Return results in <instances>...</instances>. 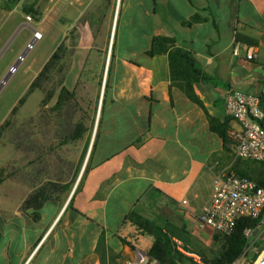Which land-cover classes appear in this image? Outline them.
<instances>
[{
	"label": "crops",
	"instance_id": "crops-1",
	"mask_svg": "<svg viewBox=\"0 0 264 264\" xmlns=\"http://www.w3.org/2000/svg\"><path fill=\"white\" fill-rule=\"evenodd\" d=\"M4 1L1 12L8 10ZM25 1L41 9L46 3L38 21L48 22L57 36L55 51L64 47L65 55L32 87L48 59L21 92L23 103L26 95L37 102L28 118L26 111L20 114L24 147L16 160L24 170H7L0 187V264H124L137 248L148 251L154 239L127 220L131 211L170 227L183 251L197 260L199 254L211 257L224 235L199 219L210 192L201 190L198 198L193 192L218 176H248L235 162L257 161L235 156L212 130L210 117L224 122L227 133L238 127L226 114L229 90L264 94V0H157L156 9L152 0H20L7 16ZM195 14L204 20L187 23ZM78 17L85 18L80 31L72 25ZM134 24L145 45L138 33L133 37ZM154 35H178L224 86L195 84L203 106L191 101L172 84L168 55L147 54ZM249 45L258 52L256 60L247 58ZM63 86L72 96L57 109ZM79 122L83 134L66 139ZM47 180L71 187L55 192L35 213L23 209L29 194Z\"/></svg>",
	"mask_w": 264,
	"mask_h": 264
},
{
	"label": "trees",
	"instance_id": "trees-1",
	"mask_svg": "<svg viewBox=\"0 0 264 264\" xmlns=\"http://www.w3.org/2000/svg\"><path fill=\"white\" fill-rule=\"evenodd\" d=\"M20 0H5V8L12 9ZM154 9L157 6V0H152ZM24 11L30 15L41 17L43 12L41 8H36L33 3L25 1L23 3ZM204 20V17L199 14H195L187 23L198 22ZM254 44V43H253ZM115 39L112 42L110 60L107 69V82L105 87V94L102 99V109L106 101L108 89L110 87L109 78L111 76L112 58L114 56ZM62 47H59L46 62L42 70L39 72L37 78L33 80L31 86L40 85L43 79L49 75L51 68L55 65V62L62 58L61 53ZM147 54L153 56L155 54H167L169 57V66L171 74V82L173 85L178 86L185 95L193 102L203 106V102L199 99L195 92L194 85L199 83H206L211 85H222V81L215 75L206 72L201 63L195 57L194 52L187 48L185 41L178 35H154L152 46L147 51ZM72 96V91L67 87L63 86L58 97L56 107L59 109L64 103ZM24 101V97L20 98V102ZM261 107L264 110V94L261 95ZM17 109V105L13 108L12 113ZM211 119V128L214 131L219 132L222 137L227 141L228 130L226 133L227 126L224 122H218L213 117ZM6 120L0 127L1 129L5 126ZM264 127V119L261 121ZM82 122L77 124L75 131L66 139L78 138L83 134ZM65 139V140H66ZM95 142L93 148L95 147ZM89 165L86 167L88 171ZM246 174L250 177V173ZM253 178V177H252ZM259 185L264 187V179H255ZM3 178L0 177V185ZM71 187L69 183H62L58 181L47 180L38 186L29 194L24 201L22 207L27 210L34 208V213L39 210L48 200L53 199L54 193L57 191H66ZM69 206L72 205V201ZM127 220L136 224L143 234H150L154 237L153 243L148 252L157 257L160 264H233L234 261L242 254L247 246V237L245 230L247 227L253 225L254 220L250 217L240 218L235 228L228 234H225L216 250L212 253L211 257H205L201 254V261L197 260L195 256L188 254L183 251L179 242L175 239L176 234L170 227L160 225L147 218L146 216L140 215L137 212L131 211L127 215ZM127 243L126 239H123ZM106 242V233L100 236V243ZM264 248V246H263ZM189 251V250H187ZM191 252V251H190ZM106 257V251H103V258Z\"/></svg>",
	"mask_w": 264,
	"mask_h": 264
},
{
	"label": "built area",
	"instance_id": "built-area-1",
	"mask_svg": "<svg viewBox=\"0 0 264 264\" xmlns=\"http://www.w3.org/2000/svg\"><path fill=\"white\" fill-rule=\"evenodd\" d=\"M43 37L42 30H33L32 39L17 62L10 66L2 84L8 82L9 77L18 70L21 62ZM248 50L247 58L256 60V48L249 45ZM225 98L227 118L230 122L238 123V127L231 126L228 129L226 144L239 158L264 162V127L261 123L264 110L261 107V94L232 87ZM201 190H208L211 195L210 202L200 214L203 226L225 235L235 228L240 218L250 217L254 220L253 225L245 230L247 246L233 264H256L264 250V187L256 180L234 172L198 184L194 188L193 197L198 198ZM188 201L184 199L183 202ZM124 264H160V261L148 251L137 248L134 256L128 257Z\"/></svg>",
	"mask_w": 264,
	"mask_h": 264
},
{
	"label": "rangeland",
	"instance_id": "rangeland-1",
	"mask_svg": "<svg viewBox=\"0 0 264 264\" xmlns=\"http://www.w3.org/2000/svg\"><path fill=\"white\" fill-rule=\"evenodd\" d=\"M20 6V9L11 16H7L8 10L3 12L0 11V127L8 120L0 132V177L2 178L10 168L20 169V171L24 170V167L16 160L18 153L24 147L23 142L19 138L21 133L20 114L26 111L28 118L30 116L29 114H32L36 107L37 101L35 96L26 95L27 102H20V98L22 97L21 92L25 86V82L36 74L39 67L49 59L57 47V36L49 32L48 22L43 23L38 21L40 17H35V15H30L28 12L24 11L22 7L23 4H20ZM45 6L46 3L43 9ZM26 21L27 25L25 24ZM84 21V17H78L73 21L72 25H76V31H80ZM145 24L151 25V22L148 21ZM32 27L42 28L44 30V37L36 43L35 47L28 53L26 59L19 65L18 70L9 77L8 82L2 84L3 79L9 73L10 66L17 62L19 55L25 50L27 43L32 39ZM133 27L136 31L133 37H136L140 29L136 24H134ZM122 35L124 37V32L122 31V27H120L118 38L120 39ZM63 37L64 36L61 35V40ZM132 39L134 40V38ZM137 39L140 41L139 43L141 45L146 44L145 40H141L140 34ZM95 42L98 43V41ZM130 45L131 38L128 40V43H124L123 51ZM64 49V47L61 49L63 56L65 55ZM57 61H60V59ZM15 105H17V109L12 113ZM29 130L31 133L28 132L33 134L31 123H29ZM179 137L183 142H186L188 138L184 131L180 133ZM197 145L199 146V144ZM33 167L34 166L28 168L30 169L29 172L32 171ZM235 169L245 173H252L256 178H264V166L257 161H248L244 166L241 160H238L235 162ZM12 184L18 186L17 182H12Z\"/></svg>",
	"mask_w": 264,
	"mask_h": 264
},
{
	"label": "bare ground",
	"instance_id": "bare-ground-1",
	"mask_svg": "<svg viewBox=\"0 0 264 264\" xmlns=\"http://www.w3.org/2000/svg\"><path fill=\"white\" fill-rule=\"evenodd\" d=\"M263 257H264V252H263L262 256L260 257V259L257 261L256 264H261L262 263V260H263Z\"/></svg>",
	"mask_w": 264,
	"mask_h": 264
},
{
	"label": "water",
	"instance_id": "water-1",
	"mask_svg": "<svg viewBox=\"0 0 264 264\" xmlns=\"http://www.w3.org/2000/svg\"><path fill=\"white\" fill-rule=\"evenodd\" d=\"M261 264H264V257H263V260H262V263Z\"/></svg>",
	"mask_w": 264,
	"mask_h": 264
}]
</instances>
